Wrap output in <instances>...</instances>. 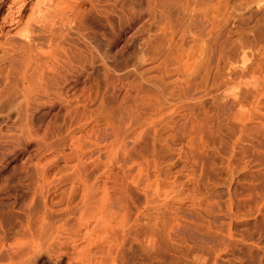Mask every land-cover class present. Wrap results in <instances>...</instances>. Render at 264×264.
Segmentation results:
<instances>
[{"label": "rangeland", "instance_id": "374dc122", "mask_svg": "<svg viewBox=\"0 0 264 264\" xmlns=\"http://www.w3.org/2000/svg\"><path fill=\"white\" fill-rule=\"evenodd\" d=\"M0 264H264V0H0Z\"/></svg>", "mask_w": 264, "mask_h": 264}]
</instances>
